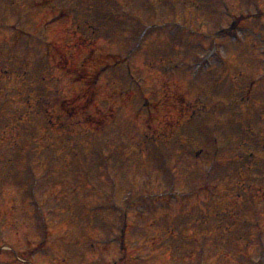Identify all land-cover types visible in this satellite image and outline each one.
<instances>
[{"label":"rangeland","instance_id":"374dc122","mask_svg":"<svg viewBox=\"0 0 264 264\" xmlns=\"http://www.w3.org/2000/svg\"><path fill=\"white\" fill-rule=\"evenodd\" d=\"M166 1L0 0V138L29 154L14 168L0 147V264L264 262V0ZM256 11L233 37H213ZM114 55L125 61L87 109L101 129L77 118L73 135L50 132L35 117L45 100L73 104ZM34 139L78 143L90 177L72 183L64 155L43 177L49 150L30 153ZM223 210L234 214L213 216Z\"/></svg>","mask_w":264,"mask_h":264},{"label":"trees","instance_id":"16d2710c","mask_svg":"<svg viewBox=\"0 0 264 264\" xmlns=\"http://www.w3.org/2000/svg\"><path fill=\"white\" fill-rule=\"evenodd\" d=\"M98 80V76L94 77V78H88L87 81L85 80L86 84H87V87H86V97L84 96H79V95H76V97L74 99H72L73 102H75L74 104H69V103H66L65 102V99L62 100V102L64 103V105H62V111L66 114V115H70V116H73V115H76V112H73V110H75L77 108V105L80 101L82 100H89L90 97H91V93L93 92V89L95 88V84H96V81ZM85 98V99H84ZM75 100V101H74ZM77 100V101H76ZM62 103V104H63ZM48 106V105H47ZM53 109V108H52ZM51 118V119H50ZM60 118H63V115L62 113H58V114H53V115H48L47 117V123L49 125V130L52 129V124L53 121L55 120H59ZM87 120L89 121H92V118L91 117H87ZM62 123V122H61ZM96 125H98V123L95 121L94 122ZM59 125V123H57Z\"/></svg>","mask_w":264,"mask_h":264}]
</instances>
